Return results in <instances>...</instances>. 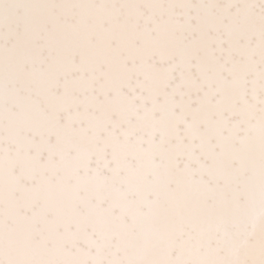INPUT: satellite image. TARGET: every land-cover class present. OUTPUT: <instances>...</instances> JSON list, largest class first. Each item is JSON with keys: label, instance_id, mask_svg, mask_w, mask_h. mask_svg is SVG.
Here are the masks:
<instances>
[{"label": "snow or ice", "instance_id": "obj_1", "mask_svg": "<svg viewBox=\"0 0 264 264\" xmlns=\"http://www.w3.org/2000/svg\"><path fill=\"white\" fill-rule=\"evenodd\" d=\"M0 264H264V0H0Z\"/></svg>", "mask_w": 264, "mask_h": 264}]
</instances>
